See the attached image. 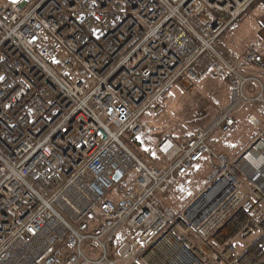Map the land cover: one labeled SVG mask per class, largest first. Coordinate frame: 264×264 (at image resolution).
<instances>
[{"label": "built area", "instance_id": "obj_1", "mask_svg": "<svg viewBox=\"0 0 264 264\" xmlns=\"http://www.w3.org/2000/svg\"><path fill=\"white\" fill-rule=\"evenodd\" d=\"M235 24L264 30V0H0V264H264V57L219 47ZM211 73L230 88L215 120L163 136L164 168L140 158L141 119ZM247 101L256 136L230 158L209 141ZM204 159L176 212L163 197Z\"/></svg>", "mask_w": 264, "mask_h": 264}, {"label": "rangeland", "instance_id": "obj_2", "mask_svg": "<svg viewBox=\"0 0 264 264\" xmlns=\"http://www.w3.org/2000/svg\"><path fill=\"white\" fill-rule=\"evenodd\" d=\"M253 27L259 28L256 24ZM242 29L239 24L231 25L221 37L219 47L239 55L252 51L264 57V30L260 32L257 29H253L252 32H248ZM248 33H251V35ZM250 70L254 71L255 76L260 77L262 74V70L259 68L250 67ZM252 90H255L254 86L249 90V99L255 95V91L251 92ZM229 97L230 88L226 78L220 74L213 73L201 79L188 92L174 90L170 95V99L167 102L165 101L162 105V110L158 114L145 115L141 122L143 133L138 137L141 146H136L134 150L142 155L145 161L151 162L147 151L149 150L150 153L155 154L157 152L156 147L163 136L170 135L183 138L193 135L215 120L219 112L228 104ZM252 114L260 116L257 111V103L247 101L237 108L234 116H238L239 120L243 119L246 121L247 119L248 121V117ZM249 125L247 124V127L242 133H238L237 137L230 139L231 142L237 141L238 143H235V146H231V149H228L229 152L220 144L219 139L218 141L215 140L212 146L217 150L226 152L230 158H234L244 151L256 136V129L250 123ZM238 137L239 139L237 140ZM144 141L149 143L146 147L143 146ZM148 147L150 148L148 149ZM209 168L207 163V170ZM127 180L124 179L120 184L125 183ZM202 184L204 189L207 184L206 173L202 177ZM198 186L193 185L190 190L189 194L192 197L196 196L194 192L197 191ZM123 231L126 230L124 229ZM188 237L194 239L192 234H189ZM236 245L238 247L242 245L239 239ZM83 250L88 256H90L89 253L92 251L91 259L95 262L102 257L101 251L92 241L85 242Z\"/></svg>", "mask_w": 264, "mask_h": 264}, {"label": "trees", "instance_id": "obj_3", "mask_svg": "<svg viewBox=\"0 0 264 264\" xmlns=\"http://www.w3.org/2000/svg\"><path fill=\"white\" fill-rule=\"evenodd\" d=\"M226 81L228 82L227 78H226ZM228 85H229V83H228ZM173 91L174 90H172L171 92L168 93L167 98H166V102L170 99V95ZM235 118H236V125L232 128V130L227 134H221L219 132L216 133L214 135V137L212 139H210V141H209L210 144H213L215 142V140L218 141V139H219V141L221 142L220 144L226 149L227 152H229L228 149H231V146H235V143H238L237 141L231 142L230 139L233 137H237L238 133H242V131L247 127V124L249 125V122L247 121V119H246V121L243 119L239 120L238 116H235ZM206 126H204V127H206ZM203 128H201V129H203ZM191 136H193V135H191ZM191 136L183 137V138L175 136L173 138L176 140H186V139L190 138ZM238 139H239V137L237 138V140ZM148 144H149L148 141H144L143 146L146 147ZM128 145L140 158L143 157L137 151L134 150L136 148V146H141V142L138 141V138H134V137L130 138L128 141ZM149 148L150 147H148V149ZM147 152H148V155H149L150 160H151V162L146 161L147 163H153L154 165H156L159 168H163L166 166V164H167L166 160L161 158L157 152L155 154L150 153L149 150ZM206 170H207V161L204 159V160L200 161L198 164L194 165L185 176L180 177L178 179L177 183L175 184V186L169 191V193L167 195H165L163 197V201L166 203V205L173 208L176 212H180L181 210H183L187 206V204L193 199L191 194H189L193 185L194 186L199 185L197 191L194 192L195 195H197L203 189L202 188L203 187L202 177L207 172ZM126 237H127V233H126V231H123L118 240L122 241ZM116 245H117L116 239H112L109 241L107 247H108V252L110 254H112L113 251L116 249V247H117Z\"/></svg>", "mask_w": 264, "mask_h": 264}, {"label": "water", "instance_id": "obj_4", "mask_svg": "<svg viewBox=\"0 0 264 264\" xmlns=\"http://www.w3.org/2000/svg\"><path fill=\"white\" fill-rule=\"evenodd\" d=\"M120 179H121V177L119 175H116L115 181L118 182V181H120Z\"/></svg>", "mask_w": 264, "mask_h": 264}, {"label": "crops", "instance_id": "obj_5", "mask_svg": "<svg viewBox=\"0 0 264 264\" xmlns=\"http://www.w3.org/2000/svg\"><path fill=\"white\" fill-rule=\"evenodd\" d=\"M243 30V29H242ZM245 32V31H244ZM259 33V32H258ZM251 35V34H250ZM236 54V53H235ZM238 56H240L239 54H236ZM242 55V54H241ZM199 131V130H198ZM89 255H93V252L91 251V254L89 253Z\"/></svg>", "mask_w": 264, "mask_h": 264}, {"label": "bare ground", "instance_id": "obj_6", "mask_svg": "<svg viewBox=\"0 0 264 264\" xmlns=\"http://www.w3.org/2000/svg\"><path fill=\"white\" fill-rule=\"evenodd\" d=\"M144 117H145V116H144ZM144 117H143V118H144ZM143 118H142V119H143ZM142 119H141V122H142ZM128 141H129V139L126 141V144H127V145H128ZM128 146H129V145H128ZM155 166H156V165H155ZM158 168H159V167H158ZM163 168H164V167H163Z\"/></svg>", "mask_w": 264, "mask_h": 264}]
</instances>
